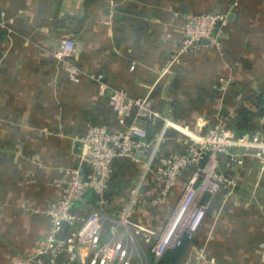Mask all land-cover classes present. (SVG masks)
Returning <instances> with one entry per match:
<instances>
[{
	"label": "crops",
	"instance_id": "1",
	"mask_svg": "<svg viewBox=\"0 0 264 264\" xmlns=\"http://www.w3.org/2000/svg\"><path fill=\"white\" fill-rule=\"evenodd\" d=\"M0 11L6 26H0V264H22L43 245L49 220L40 211L61 195L55 180L71 170L91 174L77 146L90 124L119 133L138 123L149 140L162 126L161 119L139 118L136 109L122 125L96 82H71L52 56L63 38L78 43L75 64L103 74L131 98H148L175 125L157 148L145 150L141 163L114 161L102 212V241L115 226L133 262L156 264L152 246L194 171H184L166 204L149 205L161 187L163 160L184 150L177 141L185 138L182 128L207 133L220 125L244 139L264 136V0H0ZM206 12L229 13L220 47L175 60L184 19ZM251 153L240 165L219 156L221 171L236 182L234 196L206 194V214L178 264H264V170ZM136 187L131 219L150 232L147 242L130 241L112 213ZM97 199L87 192L73 204L75 213L87 218ZM88 259L84 245L79 264Z\"/></svg>",
	"mask_w": 264,
	"mask_h": 264
},
{
	"label": "built area",
	"instance_id": "2",
	"mask_svg": "<svg viewBox=\"0 0 264 264\" xmlns=\"http://www.w3.org/2000/svg\"><path fill=\"white\" fill-rule=\"evenodd\" d=\"M228 20V12L188 15L184 19L183 39L177 46L175 60L185 53L220 47L223 29ZM0 26L6 28L5 14L2 11ZM78 50L76 40L63 38L52 52V56L61 64L71 82L79 83L82 78L96 82L99 96L107 99L108 105L122 125L126 115L136 109L139 118L148 122L161 119L162 126L157 138L149 140L146 130L138 123L119 133L112 132L105 124H90L80 142L83 145L81 160L89 167L91 174L84 177L79 170H71L66 179L54 181L61 188V195L40 211L49 220L43 245L22 264H79L80 251L84 245H88L89 250L87 264H143L133 262L131 252L117 227L111 228L110 240L102 241V212H106L105 208L108 206L107 191L113 163L119 158L141 163L145 150L149 147L157 148L164 142L168 130L175 128V125L170 118H163L156 113L148 98H131L125 91L111 88L103 74L87 71L75 64L73 57ZM134 67L132 64L130 69L133 70ZM262 107L264 109V95ZM180 132L185 138L177 141L184 150L163 160L157 174L161 187L157 195L149 201V205L156 207L166 204L184 171L189 167L194 171L171 218L152 246L151 252L155 259H160L168 249L180 246L184 236L192 239L207 211L208 206L204 202L206 194L213 196L220 190H225V198L234 196L236 182L221 171L219 156H225L231 165H240L246 153L252 152L260 169L264 170L262 135L255 133L250 139H244L233 129L220 125L212 127L207 133H202L201 130L191 131L188 127L182 128ZM143 166L145 174L147 164ZM87 192L98 197L95 204L97 210L87 218H81L75 213L73 204L82 200ZM138 192L139 188L136 187L130 200L112 213L118 218V224L127 230L130 241L139 239L147 242L150 232L131 219ZM78 222L82 223L78 229L70 230L65 238H60L64 229L68 230ZM262 249L264 250V242Z\"/></svg>",
	"mask_w": 264,
	"mask_h": 264
},
{
	"label": "trees",
	"instance_id": "3",
	"mask_svg": "<svg viewBox=\"0 0 264 264\" xmlns=\"http://www.w3.org/2000/svg\"><path fill=\"white\" fill-rule=\"evenodd\" d=\"M190 242L191 240L184 236L181 245L168 249L160 259H155L156 264H178L186 254Z\"/></svg>",
	"mask_w": 264,
	"mask_h": 264
},
{
	"label": "water",
	"instance_id": "4",
	"mask_svg": "<svg viewBox=\"0 0 264 264\" xmlns=\"http://www.w3.org/2000/svg\"><path fill=\"white\" fill-rule=\"evenodd\" d=\"M77 146H79L80 148H82L83 147L82 142H78Z\"/></svg>",
	"mask_w": 264,
	"mask_h": 264
}]
</instances>
